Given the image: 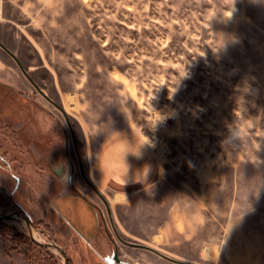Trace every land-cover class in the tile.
Returning <instances> with one entry per match:
<instances>
[{"label":"rangeland","instance_id":"374dc122","mask_svg":"<svg viewBox=\"0 0 264 264\" xmlns=\"http://www.w3.org/2000/svg\"><path fill=\"white\" fill-rule=\"evenodd\" d=\"M0 7V40L28 74L4 55L22 80L0 87V213L29 214L70 264H108L115 246L130 264H264V0ZM124 134L162 161L154 186L114 201L96 160ZM66 186L99 209L105 248L61 232L48 203ZM32 240L26 224L0 222L12 264H64Z\"/></svg>","mask_w":264,"mask_h":264},{"label":"crops","instance_id":"0c3cea01","mask_svg":"<svg viewBox=\"0 0 264 264\" xmlns=\"http://www.w3.org/2000/svg\"><path fill=\"white\" fill-rule=\"evenodd\" d=\"M2 9L0 7V13ZM5 20L0 18V23ZM8 55L21 68L22 64L17 55L0 40V87H18L21 83V76L15 71L14 67L6 66L5 56ZM7 97V93L0 89V94ZM5 98V97H2ZM2 102H0V106ZM162 157L158 154L156 146L145 136L139 134H124L109 139L100 149L96 160L97 182L100 186L112 191L114 201H118L123 196L140 192L151 188L156 184L160 170ZM119 197V199L117 198ZM75 199L77 203L73 201ZM117 199V200H116ZM68 200V202L66 201ZM50 213L55 216L61 225V232L65 230L73 231L77 238L86 245L92 247L100 243L102 248L107 245L102 236L101 213L90 198L85 193H78L65 187V191L58 193L48 203ZM76 207L80 210H76ZM49 210V209H48ZM47 214V212H45ZM46 216V215H45ZM48 221V218H45ZM105 234L109 240L115 244L112 237L108 234L105 224ZM116 245V244H115ZM128 248H142L151 250L149 247L134 243H127ZM129 255V253H127ZM107 258V257H106ZM105 258V262H106ZM161 258L174 264H191L183 260L170 258L162 255ZM0 264H12L4 247L0 244Z\"/></svg>","mask_w":264,"mask_h":264},{"label":"water","instance_id":"95a60500","mask_svg":"<svg viewBox=\"0 0 264 264\" xmlns=\"http://www.w3.org/2000/svg\"><path fill=\"white\" fill-rule=\"evenodd\" d=\"M97 193L101 196V198L105 201L104 197L97 191ZM6 221H17L20 223H24L29 228L30 236L32 239H34L38 244L45 246L56 253H58L64 264H70V259L66 253V251L58 245L54 240L49 241V243L41 242L40 240L36 239L35 233L40 231L32 222V218L29 214L25 213H0V222H6ZM106 262L108 264H115V263H121V264H130L126 261H123L119 258L118 252H115L111 257L106 258Z\"/></svg>","mask_w":264,"mask_h":264},{"label":"trees","instance_id":"16d2710c","mask_svg":"<svg viewBox=\"0 0 264 264\" xmlns=\"http://www.w3.org/2000/svg\"><path fill=\"white\" fill-rule=\"evenodd\" d=\"M32 242H33L34 244H36L39 248H41L43 251H46V252H49V251H50L49 248H47V247H45V246H42V245L38 244L37 242H35V241H33V240H32Z\"/></svg>","mask_w":264,"mask_h":264},{"label":"flooded vegetation","instance_id":"af4514ba","mask_svg":"<svg viewBox=\"0 0 264 264\" xmlns=\"http://www.w3.org/2000/svg\"><path fill=\"white\" fill-rule=\"evenodd\" d=\"M115 250H116V252H118V249H117V246H115ZM118 256H119V254H118ZM119 258H120V256H119ZM123 261H125V260H123ZM127 262V261H126ZM129 263V262H128ZM115 264H121V263H115Z\"/></svg>","mask_w":264,"mask_h":264}]
</instances>
